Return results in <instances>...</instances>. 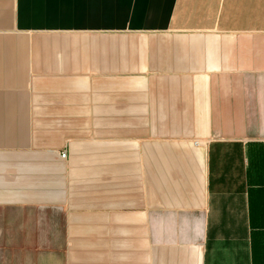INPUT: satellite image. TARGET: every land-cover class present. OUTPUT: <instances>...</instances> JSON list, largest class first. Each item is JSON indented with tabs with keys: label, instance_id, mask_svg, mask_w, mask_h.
I'll use <instances>...</instances> for the list:
<instances>
[{
	"label": "crops",
	"instance_id": "crops-1",
	"mask_svg": "<svg viewBox=\"0 0 264 264\" xmlns=\"http://www.w3.org/2000/svg\"><path fill=\"white\" fill-rule=\"evenodd\" d=\"M0 264H264V0H0Z\"/></svg>",
	"mask_w": 264,
	"mask_h": 264
},
{
	"label": "built area",
	"instance_id": "built-area-1",
	"mask_svg": "<svg viewBox=\"0 0 264 264\" xmlns=\"http://www.w3.org/2000/svg\"><path fill=\"white\" fill-rule=\"evenodd\" d=\"M62 156L65 158L67 156V153L66 152H63L62 153Z\"/></svg>",
	"mask_w": 264,
	"mask_h": 264
}]
</instances>
